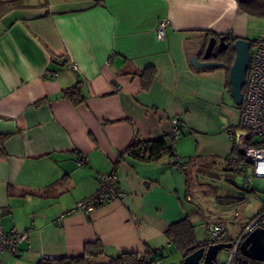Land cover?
Masks as SVG:
<instances>
[{"label": "crops", "instance_id": "1", "mask_svg": "<svg viewBox=\"0 0 264 264\" xmlns=\"http://www.w3.org/2000/svg\"><path fill=\"white\" fill-rule=\"evenodd\" d=\"M250 16L237 0H44L3 16L0 216L6 233L27 231L29 239L17 256L0 254L2 264H40L98 243L105 255L94 264L155 250L162 264L167 256L182 264L180 245L167 231L184 221L206 244L198 234L208 235L212 225L196 223V206L205 199L192 195L189 178L204 168L234 173L228 158L240 154L224 129L240 127L242 110L230 93L232 60L199 70L190 60L203 61L212 37L249 39ZM167 20L166 38L158 40L157 28ZM47 71L58 77H45ZM78 83L84 99L76 105L63 91ZM173 120L180 128L179 170L167 156L142 162L125 154L136 137L168 135ZM79 156L88 158L87 167L77 166ZM109 173L118 175L125 198L90 215L68 214ZM233 194L224 189L213 199L228 204ZM216 224L226 228L224 243L238 239Z\"/></svg>", "mask_w": 264, "mask_h": 264}, {"label": "built area", "instance_id": "2", "mask_svg": "<svg viewBox=\"0 0 264 264\" xmlns=\"http://www.w3.org/2000/svg\"><path fill=\"white\" fill-rule=\"evenodd\" d=\"M171 25L170 21L160 22L157 28L158 40L166 38V30ZM252 49L255 50L251 54V63L247 76V83L244 91L243 109L241 112V124L237 129H224V133L229 136L235 143L236 149L241 156V160L234 156L229 157V162L232 164V170L242 175L243 185L247 186L251 191L253 188V180L251 176L264 179V38H259L252 43ZM251 49V50H252ZM73 70H77L76 64L71 63L69 66ZM47 78H57L58 73L47 71ZM172 131L166 135L167 142L172 147L175 153L169 158V165L172 170H179L181 160L176 155L175 144L180 135L178 120H173ZM78 167L85 168L89 165V160L85 156H79L76 159ZM248 167H251V174L248 175ZM99 189L95 195L79 201L75 207L68 212L84 213L85 215L92 214L98 207L115 200H122L126 194L122 191L119 184V177L116 173H109L99 177ZM255 200L261 205L259 214L249 222L241 236L232 243V248L229 250V260L225 264H236V259L243 257L240 253L242 242L256 229L264 228V200L261 201L255 197ZM63 217V216H62ZM226 229L222 225L211 226L208 230V235L211 242L224 240ZM29 239L27 231L19 232L12 229L5 232L0 216V254H8L17 256L21 243ZM59 258H51L58 260ZM147 262L153 264H162V260L155 255L150 257ZM0 264L2 262L0 261ZM248 264H264V261H252Z\"/></svg>", "mask_w": 264, "mask_h": 264}, {"label": "rangeland", "instance_id": "3", "mask_svg": "<svg viewBox=\"0 0 264 264\" xmlns=\"http://www.w3.org/2000/svg\"><path fill=\"white\" fill-rule=\"evenodd\" d=\"M27 3H37L44 0H25ZM51 1V0H47ZM247 33L250 42H254L259 38H264V17L250 16L249 22L246 25ZM255 50H251V54H254ZM245 91V88H244ZM243 109V105L239 107ZM233 171V170H232ZM234 172V171H233ZM226 172L220 174H210L207 168L201 169L200 173L193 174V179L189 178L190 190L193 196L201 197L205 201L196 206L200 212L199 218L196 223H205V225L213 224L216 222L224 223L228 229L229 237L234 239L239 238V231L241 225L246 223L250 217L254 216L261 205L255 200V196L251 194V191L247 186L243 185L242 175L237 172ZM251 174V167H248V175ZM240 175V176H239ZM198 177V178H196ZM254 184V190L258 191L257 197L264 198V179H258L251 176ZM224 189L232 191L233 196L229 198L228 204L216 202L214 198L215 194H220ZM204 225V224H201ZM221 225V224H218ZM226 229V228H225ZM244 231V229H243ZM198 238L200 241H210V237L204 232L199 231ZM243 233V232H242ZM206 243V242H205ZM229 260V251H222L216 264H225ZM164 264H171L170 257L167 256L164 260Z\"/></svg>", "mask_w": 264, "mask_h": 264}, {"label": "trees", "instance_id": "4", "mask_svg": "<svg viewBox=\"0 0 264 264\" xmlns=\"http://www.w3.org/2000/svg\"><path fill=\"white\" fill-rule=\"evenodd\" d=\"M243 11L249 13L252 16L264 17V0H237ZM28 3L25 0H0V19L12 10L21 9L27 6ZM227 38V36H226ZM231 38V39H229ZM230 43L235 42L237 39L228 37ZM253 43V42H252ZM232 50L226 52L221 59L232 60L230 67L233 63L234 54ZM244 91V90H243ZM63 97L69 99L74 104L78 105L83 102V96L81 94L80 83L74 87L63 91ZM127 156H130L136 160L142 162H156L163 157H173L174 152L172 147L167 142L166 136L158 140L144 141L136 137L130 144L127 152ZM241 160V156H239ZM182 165V162H181ZM181 168V166H180ZM218 225V224H216ZM211 227V226H210ZM168 238L175 243H178L179 251H181L183 258L187 254V250L192 246L201 247L203 244L198 243L195 237L194 228L189 221H184L179 224L171 226L167 231ZM207 243V242H206ZM105 255L104 248L101 244L88 245L84 252L71 257H65L58 260H43L40 264H94L96 259ZM155 255L157 258L163 261L161 251H148L144 255L138 254H121L117 257L111 258L109 264H153L147 262L150 257ZM236 259V264H241V259ZM183 264V263H182ZM216 264V262H215Z\"/></svg>", "mask_w": 264, "mask_h": 264}, {"label": "water", "instance_id": "5", "mask_svg": "<svg viewBox=\"0 0 264 264\" xmlns=\"http://www.w3.org/2000/svg\"><path fill=\"white\" fill-rule=\"evenodd\" d=\"M252 42L246 39H237L230 43L226 36L209 39L203 61L198 56L190 60L194 69L225 68L226 63L219 61L226 52L232 50L234 58L229 72L230 93L236 106L240 107L244 101V88L251 63ZM215 60V61H212ZM232 244L206 243L201 247L192 246L187 250L183 264H215L222 251L231 249ZM240 253L243 258L241 264L252 261H264V228L253 231L241 244Z\"/></svg>", "mask_w": 264, "mask_h": 264}, {"label": "flooded vegetation", "instance_id": "6", "mask_svg": "<svg viewBox=\"0 0 264 264\" xmlns=\"http://www.w3.org/2000/svg\"><path fill=\"white\" fill-rule=\"evenodd\" d=\"M209 243H215V244H217V243H224V241H218V242H211V241H209ZM232 248V247H231ZM230 250V249H229ZM228 250V251H229Z\"/></svg>", "mask_w": 264, "mask_h": 264}]
</instances>
